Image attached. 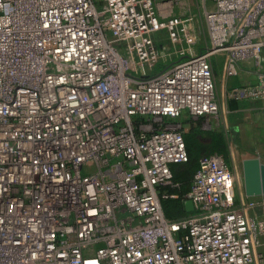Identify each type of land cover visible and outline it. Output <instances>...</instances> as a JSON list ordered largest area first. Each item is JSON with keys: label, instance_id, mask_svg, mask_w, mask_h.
I'll return each instance as SVG.
<instances>
[{"label": "built area", "instance_id": "obj_1", "mask_svg": "<svg viewBox=\"0 0 264 264\" xmlns=\"http://www.w3.org/2000/svg\"><path fill=\"white\" fill-rule=\"evenodd\" d=\"M0 0V264H264V215L222 155L185 202L187 113L264 101V0ZM181 12V13H180ZM161 33H166L161 36Z\"/></svg>", "mask_w": 264, "mask_h": 264}, {"label": "rangeland", "instance_id": "obj_2", "mask_svg": "<svg viewBox=\"0 0 264 264\" xmlns=\"http://www.w3.org/2000/svg\"><path fill=\"white\" fill-rule=\"evenodd\" d=\"M195 4V0H181L177 6V11H184L188 7H192ZM166 33H161V36H165ZM224 63L223 58L218 57L214 65V75L216 80V90L219 96L221 110L215 116L204 117L201 119L200 132L199 134L190 133L192 131H186V142L189 153V159L186 163L176 164V172L178 175H182V178L176 182L184 187L191 185L193 174L198 166V160L200 157L210 153H218L223 155L227 161L229 167L235 172L236 180L238 184V200L245 202L252 209L250 210V215L253 217H259L260 214L252 202L250 197L247 196L245 192L244 183V169L243 161L247 159L246 152L238 148L237 143V130L235 129V123L237 119L241 117L242 113H233L234 109L242 107L244 105V100L241 99H231L228 96V91L235 89L234 86H227L223 83V69ZM238 88V87H236ZM182 120H186L187 116L184 114L181 117ZM225 119V123L223 120ZM227 119V121H226ZM186 167V170L184 168ZM176 176V175H175ZM182 183V184H181ZM249 197V198H248ZM255 209V210H253ZM173 214L179 213L177 209H172ZM263 216V215H261Z\"/></svg>", "mask_w": 264, "mask_h": 264}, {"label": "crops", "instance_id": "obj_3", "mask_svg": "<svg viewBox=\"0 0 264 264\" xmlns=\"http://www.w3.org/2000/svg\"><path fill=\"white\" fill-rule=\"evenodd\" d=\"M251 81V77H247L244 70L240 69L238 76L227 79L225 84L236 88L245 86L251 83ZM243 102L244 105L242 107H237V109L232 111L237 114L242 113L241 117L238 118L235 123V129L238 131L236 144L240 150L246 152L247 159L259 158L261 162L264 163V101L247 99ZM184 114H186L187 119H180L185 122L186 131L187 129L190 130L192 126H194V128L200 127L201 119L192 124L189 115L187 113ZM223 122L225 123V119ZM250 198H252L250 200L255 203L258 211L254 212V214L256 215V213H258L260 214V217H262L261 215H264V195H257ZM261 240L259 250L264 254V234L262 235Z\"/></svg>", "mask_w": 264, "mask_h": 264}, {"label": "water", "instance_id": "obj_4", "mask_svg": "<svg viewBox=\"0 0 264 264\" xmlns=\"http://www.w3.org/2000/svg\"><path fill=\"white\" fill-rule=\"evenodd\" d=\"M243 169L246 195H264V163L259 158L245 159ZM186 208L189 212H193L192 201L186 202Z\"/></svg>", "mask_w": 264, "mask_h": 264}, {"label": "trees", "instance_id": "obj_5", "mask_svg": "<svg viewBox=\"0 0 264 264\" xmlns=\"http://www.w3.org/2000/svg\"><path fill=\"white\" fill-rule=\"evenodd\" d=\"M181 120V119H180ZM182 121V120H181ZM183 124H185L184 121H182ZM190 122L193 124L195 121L191 120L190 119ZM196 123V122H195ZM200 130V127L198 128H194V126L191 127L190 133H193V134H199V131ZM189 134V133H188ZM187 134V135H188ZM186 133H185V140H186ZM186 145H187V142H186ZM188 150V148H187ZM189 154V153H188ZM210 154H218V153H210ZM210 154H206V155H210ZM206 155H203L202 157L206 156ZM220 155V154H219ZM223 156V155H222ZM198 160V166L193 174V177H192V181H193V178H194V175L195 173L197 172V170L199 169V165H200V160L201 158ZM178 165V164H177ZM185 167V166H184ZM172 170H173V173H174V178H175V181H178L182 178V175H178V173L176 172V168H175V165H173L172 167ZM184 170H186V167L184 168ZM176 175V176H175ZM192 181H191V184H192ZM179 182V181H178ZM177 182V183H178ZM180 184V183H179ZM182 184V183H181ZM190 186H188L187 188L180 185V187L178 189H174V191L176 193L179 194V198L178 199H170V200H166V201H163V208H164V212L167 216V218L171 219V220H178V219H181V218H184V217H187L189 216L192 212H189L186 208V202H185V195L189 192L190 190ZM177 209V211H179V213H175L173 214L171 212V210L173 209Z\"/></svg>", "mask_w": 264, "mask_h": 264}]
</instances>
